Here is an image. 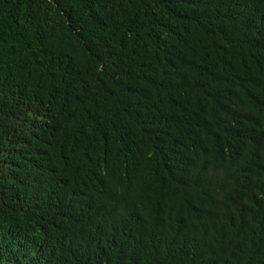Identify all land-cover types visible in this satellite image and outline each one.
I'll return each mask as SVG.
<instances>
[{"label": "trees", "instance_id": "obj_1", "mask_svg": "<svg viewBox=\"0 0 264 264\" xmlns=\"http://www.w3.org/2000/svg\"><path fill=\"white\" fill-rule=\"evenodd\" d=\"M0 264H264V0H0Z\"/></svg>", "mask_w": 264, "mask_h": 264}]
</instances>
